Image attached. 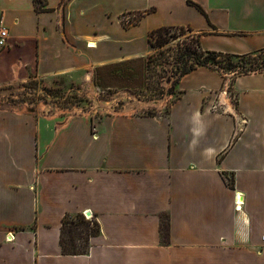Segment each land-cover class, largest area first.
<instances>
[{
	"label": "crops",
	"instance_id": "crops-1",
	"mask_svg": "<svg viewBox=\"0 0 264 264\" xmlns=\"http://www.w3.org/2000/svg\"><path fill=\"white\" fill-rule=\"evenodd\" d=\"M37 8L0 0L9 35L0 88L34 77L89 85L97 68L146 58L149 32L165 26L190 27L204 51L264 49V0H41ZM151 8L135 26L122 22ZM224 78L194 69L155 115L0 108V264H264V70L233 78L235 110L211 112ZM85 212L98 234L85 255H62L63 217Z\"/></svg>",
	"mask_w": 264,
	"mask_h": 264
},
{
	"label": "rangeland",
	"instance_id": "rangeland-1",
	"mask_svg": "<svg viewBox=\"0 0 264 264\" xmlns=\"http://www.w3.org/2000/svg\"><path fill=\"white\" fill-rule=\"evenodd\" d=\"M135 18L136 15L131 14L126 17V21ZM172 34L178 37L164 45L165 57L158 66L154 67L152 62L151 67H147L150 52L144 59L112 64L100 69L89 85H82L66 77L29 78L0 88V108H25L29 112L48 116L59 115L60 118L82 113L96 116L116 113H165L169 104L178 96L176 83L179 74H174V56L180 48L176 43L187 40V36L189 39L196 37L189 32L179 35V31H173ZM234 73L236 70L225 71L224 75ZM231 79L229 90L233 91ZM86 221L90 223L91 228L96 229L93 225L94 219ZM76 232L79 236L81 228H77ZM77 236L74 240L75 246H85L83 241L77 240ZM65 240H68L67 236Z\"/></svg>",
	"mask_w": 264,
	"mask_h": 264
},
{
	"label": "trees",
	"instance_id": "trees-1",
	"mask_svg": "<svg viewBox=\"0 0 264 264\" xmlns=\"http://www.w3.org/2000/svg\"><path fill=\"white\" fill-rule=\"evenodd\" d=\"M34 3L36 5V9H38L37 3H41V0H34ZM187 3L188 5L194 7L200 14L207 17L204 10L198 4L193 3L191 1H188ZM153 12H154L153 8L149 10L137 12L135 13L136 18L128 21H126V15H124L122 17V22L126 24V26H135L144 17H146L147 15ZM173 31H179L180 32L179 35L185 34V32H189L193 34L190 27L165 26L150 31L148 34V43L151 54L149 55L147 61L148 68L151 67L152 62L154 67L162 63L165 57L163 51L164 45L178 37L172 34ZM195 36L196 37L194 36L191 37V39H189V36H187L186 37L187 40L176 43V46L180 48V51L174 56L176 61L175 62L176 72L174 74L176 73L179 74L178 80L180 77L188 74L189 72L193 71L198 67H210L223 74L225 71L232 72L236 70V73L232 75L231 84H230L232 86L233 78L264 70V49L245 55H233V54H225V53L213 52V51H204L200 47V42H199L200 34ZM104 67L106 66L97 68L94 71L93 79L96 75V72ZM93 225L96 227V229L90 227V223L85 220L82 214L65 215L62 219L61 234L59 241L62 255L65 256L85 255L88 252L90 237L95 236L99 232L98 224L96 223L95 220ZM77 228H81L82 231L79 236H77L78 235L77 234L78 232H76ZM82 234H84L85 236L83 237ZM65 236H67L68 240H65ZM76 236H77V240L83 241L85 246L83 247L80 246V248L75 246L74 240ZM166 236H167V225L166 223H163L161 227V237L164 240Z\"/></svg>",
	"mask_w": 264,
	"mask_h": 264
},
{
	"label": "built area",
	"instance_id": "built-area-1",
	"mask_svg": "<svg viewBox=\"0 0 264 264\" xmlns=\"http://www.w3.org/2000/svg\"><path fill=\"white\" fill-rule=\"evenodd\" d=\"M8 29L5 27L2 22H0V51L6 48L7 46V41H8ZM89 47V45H88ZM224 85L223 88L220 90V92L217 93L215 99L209 106V110L211 112L215 113H220V114H229L231 111L236 109V104H237V98L235 93L233 91L229 90L230 86V79L232 75H224ZM227 76V77H226ZM242 125L246 123L245 120L240 121ZM226 184L230 187H233V178L232 176H225L224 177ZM243 205V196L240 193H235L234 196V210L236 212H240L241 208ZM83 216L86 220L92 219V216L86 215V212L83 213ZM13 240V237L9 235L6 238L7 242H10ZM262 242H264V236L261 237Z\"/></svg>",
	"mask_w": 264,
	"mask_h": 264
},
{
	"label": "water",
	"instance_id": "water-1",
	"mask_svg": "<svg viewBox=\"0 0 264 264\" xmlns=\"http://www.w3.org/2000/svg\"><path fill=\"white\" fill-rule=\"evenodd\" d=\"M86 215H87V216H90V213L87 212Z\"/></svg>",
	"mask_w": 264,
	"mask_h": 264
}]
</instances>
